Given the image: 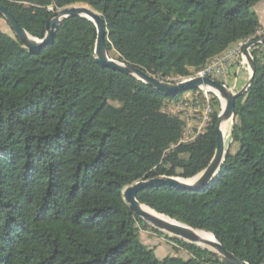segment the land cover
<instances>
[{
  "label": "trees",
  "instance_id": "16d2710c",
  "mask_svg": "<svg viewBox=\"0 0 264 264\" xmlns=\"http://www.w3.org/2000/svg\"><path fill=\"white\" fill-rule=\"evenodd\" d=\"M0 1L40 39L53 6L87 2L107 18L109 53L115 48L119 60L164 79L264 37L254 11L263 0ZM96 39V25L74 16L32 53L0 27V264H223L210 249L169 235L187 257L159 258L141 239L149 224L123 198L132 182L191 178L209 165L219 97L212 95L204 131L185 141L187 120L166 105L198 89L170 95L104 67ZM250 51L253 82L235 99L238 149L199 190L147 186L138 200L264 264V43Z\"/></svg>",
  "mask_w": 264,
  "mask_h": 264
},
{
  "label": "water",
  "instance_id": "95a60500",
  "mask_svg": "<svg viewBox=\"0 0 264 264\" xmlns=\"http://www.w3.org/2000/svg\"><path fill=\"white\" fill-rule=\"evenodd\" d=\"M75 5L65 4L63 6L52 7V14L46 24V35L43 39L37 38L30 34L24 27L20 25L14 14L8 7L0 1V15L9 23L15 35L22 44L32 53L39 52L40 48L45 44L52 43L57 30L62 22L70 17L81 16L91 20L97 28V39L95 45L96 61L104 67H110L119 70L125 74L134 76L139 80L164 91L170 95L188 91L191 89L205 88L217 93L222 101V109L218 116L217 146L215 154L209 165L197 175L191 178H182L174 176H156L152 178L141 179L126 185L123 189V198L129 208L134 211L139 218L152 225L154 228L164 231L171 236L185 240L187 242L196 243L210 249L223 264H250L248 261L241 259L232 251L228 250L218 240V238L208 230L195 229L175 218L166 214L162 215L170 218L169 221L156 217L142 209V205H146L138 200V192L147 186H159L169 184L181 189L199 190L205 184H208L218 173L224 163L229 151L222 124L228 120H235V99L238 95L244 94L253 82L255 73V63L251 47L258 43H264V37L248 42L244 46V54L251 68V75L246 85L239 91L228 87L224 83L211 78L209 76H196L192 79L175 83L166 81L164 78L153 75L150 72L131 63H126L118 58L110 55L107 42L114 44L110 40V30L107 18L98 9L94 8L87 2H74ZM120 56V54H119ZM148 206V205H147ZM151 208V207H150ZM159 213V212H158ZM204 231L214 236V240L202 238L196 231Z\"/></svg>",
  "mask_w": 264,
  "mask_h": 264
},
{
  "label": "built area",
  "instance_id": "2783aa9c",
  "mask_svg": "<svg viewBox=\"0 0 264 264\" xmlns=\"http://www.w3.org/2000/svg\"><path fill=\"white\" fill-rule=\"evenodd\" d=\"M248 42L249 41L241 42L239 44L234 45L233 47L228 49L226 52L221 54L220 56L211 60L204 68L194 72L193 74L189 76L170 77V78H166L165 80L169 82L179 83L187 79H192L196 76H202V77L209 76L211 78L219 80L220 82L224 83L228 87L232 88L229 84H227L223 80L224 78L229 76L233 62L236 59H243L245 62H247V58L244 54V46ZM187 94H189L194 104H196V108H194L195 110L194 112L196 114L198 113L197 118L199 121V125H198L196 133L191 138L188 139L185 135L184 137L185 141L193 139L199 133L204 131L205 127L207 126V124H209L212 118V113H213V106L211 103L212 95L214 94L218 96L217 93L212 92L209 89L200 88L197 91H188L179 100L170 101V102H174L176 106L178 105L177 107L179 110L181 107H183V103L189 99V98H186L185 96ZM167 105H166V110L169 113L174 114V109H170ZM201 108H202V111H201ZM221 109H222V102H221ZM175 115H180V114L177 112L175 113Z\"/></svg>",
  "mask_w": 264,
  "mask_h": 264
},
{
  "label": "rangeland",
  "instance_id": "374dc122",
  "mask_svg": "<svg viewBox=\"0 0 264 264\" xmlns=\"http://www.w3.org/2000/svg\"><path fill=\"white\" fill-rule=\"evenodd\" d=\"M52 11V9H51ZM0 27L3 31L13 34V30L9 23L4 19H0ZM110 55L114 58H117L119 56V53L115 50V48L110 52ZM227 84H229V79L228 77L224 78L223 80ZM186 98H189L183 103V107H181L178 110V105L176 106L174 102H169L168 107L170 109H174V114L179 113L181 117L185 118L187 120V128H186V137L189 139L191 138L197 131L199 121L197 118L198 113L196 114L194 111V108H196V104L192 101L191 97L189 94L185 95ZM184 100V99H183ZM202 111V108H201ZM227 123V136L226 141L227 144H229V149H231L233 152H235L238 149V144H234L232 147V138H231V133L234 125V120H228L226 121ZM149 224V223H148ZM154 227L149 224L148 227H142L140 228V235L141 239L150 247L155 249V253L159 258H164L167 255H181L184 257H187V253L183 249H176L175 248V243L171 241L169 238L166 237V235L171 236L170 234L161 231L157 232L156 230L153 229Z\"/></svg>",
  "mask_w": 264,
  "mask_h": 264
},
{
  "label": "crops",
  "instance_id": "0c3cea01",
  "mask_svg": "<svg viewBox=\"0 0 264 264\" xmlns=\"http://www.w3.org/2000/svg\"><path fill=\"white\" fill-rule=\"evenodd\" d=\"M254 11L258 15L260 23L264 28V0L257 3L254 6ZM251 75L250 64L245 62L243 59H236L233 62V65L228 76L229 85L235 90L239 91L242 89L248 82ZM221 101V99H220ZM222 102V101H221Z\"/></svg>",
  "mask_w": 264,
  "mask_h": 264
},
{
  "label": "bare ground",
  "instance_id": "6f19581e",
  "mask_svg": "<svg viewBox=\"0 0 264 264\" xmlns=\"http://www.w3.org/2000/svg\"><path fill=\"white\" fill-rule=\"evenodd\" d=\"M227 123H228V122H224V123L222 124V130H223V132H224L225 138L228 137V136H227ZM142 209H143L144 211H146V212H148V213H150V214L156 216V217L162 218V219L167 220V221L170 220V218H168L167 216L162 215V214L156 212L154 209L150 208V207L147 206V205H142ZM196 232H197V234L200 235L202 238L209 239V240H214V236L211 235V234H209V233H207V232L199 231V230L196 231Z\"/></svg>",
  "mask_w": 264,
  "mask_h": 264
}]
</instances>
